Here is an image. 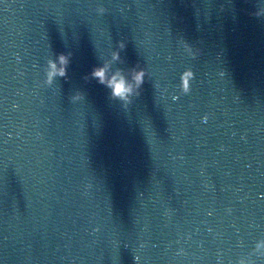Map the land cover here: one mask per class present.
Wrapping results in <instances>:
<instances>
[{
    "label": "water",
    "instance_id": "95a60500",
    "mask_svg": "<svg viewBox=\"0 0 264 264\" xmlns=\"http://www.w3.org/2000/svg\"><path fill=\"white\" fill-rule=\"evenodd\" d=\"M0 264H264V0H0Z\"/></svg>",
    "mask_w": 264,
    "mask_h": 264
},
{
    "label": "clouds",
    "instance_id": "9594fccd",
    "mask_svg": "<svg viewBox=\"0 0 264 264\" xmlns=\"http://www.w3.org/2000/svg\"><path fill=\"white\" fill-rule=\"evenodd\" d=\"M118 56V54H117ZM61 65H66L68 62V57L61 54L59 57ZM53 73L60 75H64L66 69L61 67L59 69L56 68L55 63L52 64ZM92 75L99 79L100 83H105V68L104 67H96ZM133 79L136 81V85L139 86L143 83V70H140L135 73ZM107 85L112 89V95L115 97L126 98L127 95L132 91V85L128 83L122 76L117 79L115 76L107 81Z\"/></svg>",
    "mask_w": 264,
    "mask_h": 264
}]
</instances>
